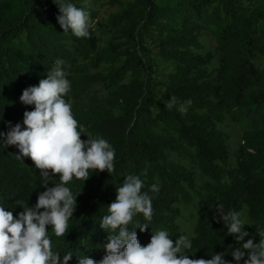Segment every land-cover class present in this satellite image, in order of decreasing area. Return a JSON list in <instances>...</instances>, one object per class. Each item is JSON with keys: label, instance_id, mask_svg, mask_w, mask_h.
<instances>
[{"label": "trees", "instance_id": "16d2710c", "mask_svg": "<svg viewBox=\"0 0 264 264\" xmlns=\"http://www.w3.org/2000/svg\"><path fill=\"white\" fill-rule=\"evenodd\" d=\"M73 2L89 12L88 38L63 33L53 0H0V132L33 110L22 91L59 59L74 117L116 153L112 173L69 183L76 210L53 249L72 250L69 264L101 260L108 233L99 222L129 174L153 196L150 228L137 229L141 246L151 229L175 240L192 221L189 258L225 252L231 261L237 242L217 205L242 213L245 242L264 239V0ZM16 155L15 146H0V204L14 216L18 202L34 205L45 190L34 162Z\"/></svg>", "mask_w": 264, "mask_h": 264}, {"label": "clouds", "instance_id": "9594fccd", "mask_svg": "<svg viewBox=\"0 0 264 264\" xmlns=\"http://www.w3.org/2000/svg\"><path fill=\"white\" fill-rule=\"evenodd\" d=\"M53 3L58 7L56 20L63 33L76 38L90 36V16L85 8L77 7L73 0H53ZM63 64L62 60H56L46 71V78L22 91L20 102L33 106V110L24 111L22 123L13 126L8 122L7 132H0V146H15L20 153L17 159L29 157L39 170L40 186L45 189L38 193L34 205L18 202L22 211L15 216L0 204V264H69L74 255L72 250L61 254V250L53 249V237L57 243L65 237L76 210L77 195L68 185L73 180L85 182L90 172L110 174L115 170L113 146L105 138L86 134L74 117L72 104L66 99L71 82ZM82 135L87 139L82 140ZM56 176L59 182H52L49 187L51 178ZM143 188L139 176H125L116 189L115 201L108 205L107 214L99 222L108 233L103 244L104 256L95 261L82 255L77 258L78 264H264V239L254 243L249 238L245 242L249 236L245 231L246 219L241 212H225L223 205L216 207L219 220L227 229L225 235L237 242L227 254L231 261L225 259V252L215 253L210 259H197L195 255L189 258L193 248L190 232L173 240L168 230L151 229L150 242L141 246L137 229L141 233L149 229L154 214L153 196L142 191ZM149 191L158 193V185H151ZM140 216L143 220L136 219Z\"/></svg>", "mask_w": 264, "mask_h": 264}, {"label": "rangeland", "instance_id": "374dc122", "mask_svg": "<svg viewBox=\"0 0 264 264\" xmlns=\"http://www.w3.org/2000/svg\"><path fill=\"white\" fill-rule=\"evenodd\" d=\"M237 139H238V136L236 134H234L233 136L230 137L229 141H228V147L231 151V153H233L234 149L236 147H238L237 145ZM234 159V157H233ZM193 225L192 221H189L187 222L186 224H184V230H185V233H189V228Z\"/></svg>", "mask_w": 264, "mask_h": 264}]
</instances>
